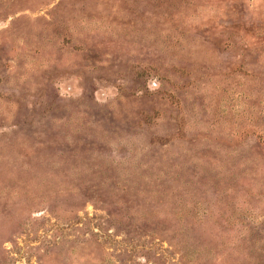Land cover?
Here are the masks:
<instances>
[{"label":"rangeland","instance_id":"rangeland-1","mask_svg":"<svg viewBox=\"0 0 264 264\" xmlns=\"http://www.w3.org/2000/svg\"><path fill=\"white\" fill-rule=\"evenodd\" d=\"M0 264H264V0H0Z\"/></svg>","mask_w":264,"mask_h":264}]
</instances>
